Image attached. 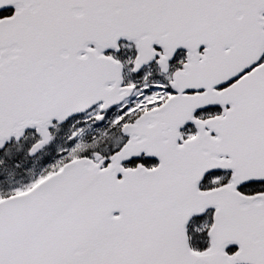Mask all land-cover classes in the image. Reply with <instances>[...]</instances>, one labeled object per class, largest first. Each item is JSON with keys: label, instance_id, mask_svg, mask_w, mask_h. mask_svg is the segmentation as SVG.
I'll return each instance as SVG.
<instances>
[{"label": "snow or ice", "instance_id": "snow-or-ice-1", "mask_svg": "<svg viewBox=\"0 0 264 264\" xmlns=\"http://www.w3.org/2000/svg\"><path fill=\"white\" fill-rule=\"evenodd\" d=\"M0 264H264V0H0Z\"/></svg>", "mask_w": 264, "mask_h": 264}]
</instances>
